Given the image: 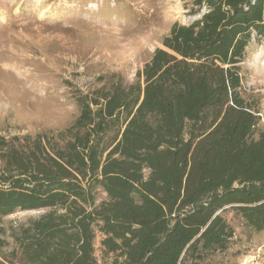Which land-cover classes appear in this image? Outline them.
<instances>
[{"label":"trees","instance_id":"trees-1","mask_svg":"<svg viewBox=\"0 0 264 264\" xmlns=\"http://www.w3.org/2000/svg\"><path fill=\"white\" fill-rule=\"evenodd\" d=\"M194 6L134 83L80 97L58 140L0 137V218L47 210L0 227V264H100L98 234L112 264H199L232 243L228 210L264 230V129L240 68L264 0Z\"/></svg>","mask_w":264,"mask_h":264},{"label":"rangeland","instance_id":"rangeland-1","mask_svg":"<svg viewBox=\"0 0 264 264\" xmlns=\"http://www.w3.org/2000/svg\"><path fill=\"white\" fill-rule=\"evenodd\" d=\"M194 10V0H0V137L17 148L38 136L52 144L79 117L80 97L134 83L172 26L199 15ZM240 68L242 94L264 129V42L249 45ZM97 197V204L106 199ZM46 211H17L0 227L9 231ZM223 215L235 237L199 264H264V230L232 210ZM101 240L98 234L95 256L112 264Z\"/></svg>","mask_w":264,"mask_h":264},{"label":"water","instance_id":"water-1","mask_svg":"<svg viewBox=\"0 0 264 264\" xmlns=\"http://www.w3.org/2000/svg\"><path fill=\"white\" fill-rule=\"evenodd\" d=\"M205 13V11H203L201 14L197 15V16H194L193 18H191L189 21H188V25L192 24L195 20L201 18V16Z\"/></svg>","mask_w":264,"mask_h":264}]
</instances>
